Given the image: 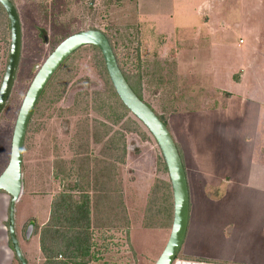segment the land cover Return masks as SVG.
I'll return each mask as SVG.
<instances>
[{"label": "rangeland", "instance_id": "374dc122", "mask_svg": "<svg viewBox=\"0 0 264 264\" xmlns=\"http://www.w3.org/2000/svg\"><path fill=\"white\" fill-rule=\"evenodd\" d=\"M195 1L196 13L204 11L201 21L210 20L217 26L224 22L223 34L230 43L244 37L245 44L252 47L257 23L264 21V0H14L23 39L15 84L0 114V174L10 160L14 127L26 92L40 66L62 40L81 30H103L122 69L140 93L141 11L159 12L168 19L171 13L192 11ZM10 45L9 18L0 3V86ZM104 132L108 133L105 144L118 143L111 145L112 155L103 143H95ZM92 151L94 160H89ZM109 154L116 160L115 172L107 164H115L108 161ZM102 167L104 170L96 173L99 207L93 216L97 228L93 249L100 259L89 264H154L173 223L169 171L153 134L116 92L101 51L88 44L58 68L34 109L24 146L23 192L16 206L22 238L26 240L31 234L33 240L39 214L44 209L47 213L52 196L56 200L61 192L73 187L78 174L81 185L92 182L87 169ZM191 179L194 184V177ZM108 185L111 190L106 189ZM193 190L192 227L177 261L220 263V257L211 256L205 249L204 218L197 219L195 213L204 212L206 204ZM30 262L44 264L35 254Z\"/></svg>", "mask_w": 264, "mask_h": 264}, {"label": "crops", "instance_id": "0c3cea01", "mask_svg": "<svg viewBox=\"0 0 264 264\" xmlns=\"http://www.w3.org/2000/svg\"><path fill=\"white\" fill-rule=\"evenodd\" d=\"M196 2L192 11L168 19L141 11V96L166 121L182 154L191 194L188 233L194 188L206 204L195 217L204 218L205 249L221 258L216 264H264V21L257 23L252 47L244 37L230 43L225 23L201 21L204 11L196 13ZM113 160L107 164L115 172L109 154ZM94 168L86 175L95 184ZM10 199L0 192V264H21L8 231ZM53 199L47 213L39 214L33 240L31 234L22 238L15 208L17 235L30 264L34 254L45 261L40 234Z\"/></svg>", "mask_w": 264, "mask_h": 264}, {"label": "water", "instance_id": "95a60500", "mask_svg": "<svg viewBox=\"0 0 264 264\" xmlns=\"http://www.w3.org/2000/svg\"><path fill=\"white\" fill-rule=\"evenodd\" d=\"M7 12L11 45L8 64L0 86V114L13 90L22 51V23L14 0H0ZM93 44L99 48L113 83L126 107L139 118L157 140L164 156L172 185L174 199L173 223L169 239L154 264H175L186 241L191 216V194L188 173L178 144L154 108L134 90L120 66L109 36L101 29L77 31L62 40L38 69L22 102L15 123L10 160L0 174V192L10 195L8 231L15 253L21 264H29L22 250L15 220L16 203L23 192L24 146L34 109L50 79L58 68L80 47Z\"/></svg>", "mask_w": 264, "mask_h": 264}, {"label": "trees", "instance_id": "16d2710c", "mask_svg": "<svg viewBox=\"0 0 264 264\" xmlns=\"http://www.w3.org/2000/svg\"><path fill=\"white\" fill-rule=\"evenodd\" d=\"M125 75L142 98L141 92L137 91L126 73ZM107 134L104 132L96 143H103L109 150L108 153L111 154L113 148L111 145L118 143L108 141L105 144L104 136ZM101 162L105 161L101 160ZM98 167L101 166L98 165ZM102 169L104 170L102 167L98 172ZM97 178L98 174H96ZM98 184L99 179L95 184L89 180L86 185H81L76 181L73 187H68L67 190L61 192L58 199L53 200L50 219L43 226L40 234L41 249L45 256L44 264H89L100 259L93 249L95 247L94 231L97 229L93 216L94 211L99 207L96 194ZM110 186L108 185L106 189L111 190ZM125 219L127 220V217Z\"/></svg>", "mask_w": 264, "mask_h": 264}, {"label": "bare ground", "instance_id": "6f19581e", "mask_svg": "<svg viewBox=\"0 0 264 264\" xmlns=\"http://www.w3.org/2000/svg\"><path fill=\"white\" fill-rule=\"evenodd\" d=\"M180 261H177L176 264H180ZM196 264H200V263H196ZM206 264H213V263H206Z\"/></svg>", "mask_w": 264, "mask_h": 264}]
</instances>
